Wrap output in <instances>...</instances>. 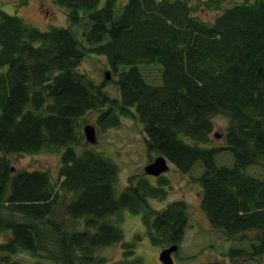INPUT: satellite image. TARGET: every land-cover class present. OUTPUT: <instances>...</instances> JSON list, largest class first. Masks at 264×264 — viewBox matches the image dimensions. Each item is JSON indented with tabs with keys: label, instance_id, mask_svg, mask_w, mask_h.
<instances>
[{
	"label": "trees",
	"instance_id": "1",
	"mask_svg": "<svg viewBox=\"0 0 264 264\" xmlns=\"http://www.w3.org/2000/svg\"><path fill=\"white\" fill-rule=\"evenodd\" d=\"M51 1L69 27L41 30L0 9V264H22V254L33 264H109L100 251L120 243L113 264H144L107 221L124 211L141 215L152 245L181 244L187 203L151 207L167 198L162 176L133 178L118 193L117 165L85 147L92 112L101 131L137 118L147 153L200 186L213 228L228 238L254 233L248 251L231 247L225 256H263L264 178L247 169L264 162V0L224 9L223 0H208L206 8L222 10L212 23L193 16L187 0H126L118 15L117 0ZM83 20L91 24L86 46L70 29ZM87 53L105 59L118 98L79 71ZM153 63L162 67L160 85L139 69ZM216 115L228 120L222 148L208 146ZM222 151L232 166L217 165ZM43 152H61L56 185L47 171L15 170L7 158Z\"/></svg>",
	"mask_w": 264,
	"mask_h": 264
},
{
	"label": "rangeland",
	"instance_id": "2",
	"mask_svg": "<svg viewBox=\"0 0 264 264\" xmlns=\"http://www.w3.org/2000/svg\"><path fill=\"white\" fill-rule=\"evenodd\" d=\"M118 15L126 0H117ZM192 8L193 16L200 20L212 23L222 13L221 9H208L205 3L208 0H187ZM244 0H223L222 9L241 3ZM252 2L253 0H249ZM104 0H101V7ZM0 9L9 15L22 17L29 24L47 30L52 26L69 27L65 11L55 6L51 0H0ZM90 22L83 20L80 25L70 27L74 37L86 46L84 33L90 28ZM128 66L120 67V71L127 70ZM79 71L85 74L95 84H105V91L114 98H118V89L115 77L108 67L105 59L91 53L82 60ZM145 82L152 85L161 84V65L158 63L139 66ZM110 78L105 80V74ZM98 112H92L86 116L84 125H91L96 130V143L85 145L86 148L95 150L104 157L110 159L118 167L117 192H122L131 182V179L144 176V168L153 162L156 154H148L143 143L144 132L140 122L135 117H121L117 127L101 131L96 123ZM213 132L210 137L209 147L222 148L225 145L224 135L228 126V120L220 115L212 118ZM60 153H39L36 155H9L7 158L15 170H45L51 181L56 185L59 181L58 170L60 167ZM217 165L232 166L233 157L227 151H222L215 156ZM199 165V163H197ZM202 169L196 166L192 171L193 176H198ZM247 173L252 176L264 178V162L251 166ZM155 182L154 177H150ZM167 190V198L164 201L151 200L153 209L162 210L175 200H184L187 203L188 226L179 250L173 254L174 264H264V255L256 259H248L247 256L231 261L225 256L231 247L249 250V239L253 232L243 233L228 238L221 230L213 228L200 208V186L192 182L188 175L179 173L170 163L169 171L162 175ZM134 182V181H133ZM111 223H118L124 234L125 242L134 243V252L144 264H161L159 253L164 249L151 244L147 230L144 227L141 215H134L127 211L107 219ZM3 236L0 235V241ZM100 254L109 264L122 260V244H116L100 251ZM22 264H33L28 254L20 257Z\"/></svg>",
	"mask_w": 264,
	"mask_h": 264
},
{
	"label": "water",
	"instance_id": "3",
	"mask_svg": "<svg viewBox=\"0 0 264 264\" xmlns=\"http://www.w3.org/2000/svg\"><path fill=\"white\" fill-rule=\"evenodd\" d=\"M110 76L108 73L105 74V80H109ZM83 133L85 136V140L89 144H95L96 143V130L91 125H86L83 128ZM169 171V162L163 157L158 156L156 157L153 162L148 164L144 168V173L147 176L158 178L162 176L164 173ZM179 250V246L172 245L168 248H164L159 253V261L161 264H174L173 263V254H175Z\"/></svg>",
	"mask_w": 264,
	"mask_h": 264
}]
</instances>
